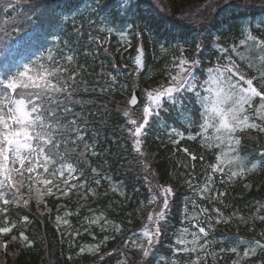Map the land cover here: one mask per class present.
<instances>
[{
	"label": "trees",
	"instance_id": "1",
	"mask_svg": "<svg viewBox=\"0 0 264 264\" xmlns=\"http://www.w3.org/2000/svg\"><path fill=\"white\" fill-rule=\"evenodd\" d=\"M7 2L0 0V73L6 65L28 62L51 49L62 65L77 74L68 105L72 113L64 121L75 118L83 139L70 137L76 142L61 150L68 152V161L86 186L71 189L67 196H45L41 204L33 193L27 209L11 206L8 215L17 222L12 235L23 231L31 243L17 241L7 252L0 249V264H117L125 258L127 264H163L164 260L185 264L188 254H176L172 249L180 229L196 230L185 221V210L188 216L198 211L193 201L208 209L199 216L209 241H213L207 264H232L236 255L220 249L227 250L235 234L247 240L261 239L264 133L248 130L242 134L240 156L248 163L247 171L230 179L228 170L213 174L209 191L202 197L198 187L205 183L217 150L205 147L199 137L187 139L189 133L195 135L198 126L188 128L180 112L165 102L168 111L160 110V117H154L145 130L141 145L145 155L141 156L126 131L128 117L123 112L142 117L145 90L165 82L166 69L179 50L200 61L197 67L202 76L222 56V45L225 49L233 45L243 48L238 43L244 37V26L253 36L264 38V26L254 24L255 18L264 16V0H34L36 7L31 10L25 4L7 8ZM137 4L132 11L124 10ZM28 16H32L31 21ZM138 47L143 48L139 70L135 65ZM66 55H72L73 61L61 60ZM134 89L141 99L130 109L126 101ZM184 106L198 125L200 107L195 99L184 100ZM173 127L184 132V138L172 134ZM185 148L195 160L183 151ZM157 184L170 185L173 195L154 254L145 258L124 241L139 232L149 211L159 210V203L148 204L153 194H159ZM25 215L27 222L21 219ZM97 217L99 223L89 224ZM208 223L211 228H207ZM116 226L121 231L117 232ZM10 239L0 236V240ZM95 245L100 246L98 253L79 252L81 246ZM109 252L112 255H105ZM261 259L264 253L258 251L249 261L257 264Z\"/></svg>",
	"mask_w": 264,
	"mask_h": 264
},
{
	"label": "snow or ice",
	"instance_id": "2",
	"mask_svg": "<svg viewBox=\"0 0 264 264\" xmlns=\"http://www.w3.org/2000/svg\"><path fill=\"white\" fill-rule=\"evenodd\" d=\"M20 4L29 5V10L36 7L34 0H15L14 3L8 0L6 6L15 8ZM133 7H138V4L124 10L132 11ZM27 20L31 21L32 16H28ZM4 22L7 24V17ZM121 35L123 37L124 34ZM52 38L59 42L58 36L53 35ZM239 44L246 47L248 55L241 54L236 45L230 49H220L223 55L218 57L215 65L206 69L203 79L198 74L197 66L200 61L186 56L183 49L179 50L178 54L173 55L166 69L165 82L145 90L146 102L142 107V117L134 118L128 110L123 112V115L128 117L126 131L134 150L141 156L145 155L141 147L142 138L150 121L154 117H160V110L168 111L164 106L165 101L180 112V117L188 128L198 126L199 131L195 135L189 133L187 139L199 137L205 147L218 150L215 152V162L208 165L210 172L206 174L205 183L198 187V193L202 197L209 191L213 174H225L227 168L230 179L233 176H242L247 171L240 156L242 134L248 130L264 133V86L258 87L256 84L257 78L264 82V38L253 36L250 31L245 30V38L241 39ZM199 47L197 44V49ZM252 52L258 55L252 56ZM137 53L135 65L139 70L142 66L143 48L138 47ZM73 59L72 55L61 56V60L69 63ZM244 61H247V69L257 68L259 77L249 76L241 68ZM76 75V72H70L67 66L56 59L51 49L46 55L41 54L28 62L11 67L6 65L5 70L0 73V236L11 237L10 240H0V249L5 252L11 243H31L23 231L12 235L17 222L8 215L11 206L27 209L33 193L36 194L37 204H41L45 202V196H57L58 193L67 196L71 189L86 186V181L77 175V168L68 161V152L61 150L62 146L66 149L69 143L76 142L70 137L83 139L79 122L75 118L64 121V117L72 113V108L68 105L74 95L73 82ZM190 97H194L195 103L200 106L198 125L191 112L185 110L184 100ZM126 103L129 106L137 105V96L133 94ZM170 132L181 138L185 136L184 132L175 127L171 128ZM183 151L188 153L192 160L196 159L187 148ZM145 167H148L146 163ZM95 171L93 169V172ZM78 180L79 184L76 183ZM155 188L159 194H153L148 204L159 203V210L149 211L139 232L131 233L129 239L124 241L125 245H131L145 258L154 254L155 246L164 230L162 222L166 220L169 198L173 195L170 185L157 184ZM217 195L223 196L224 193ZM192 203L198 211L188 216L185 210V221L190 222L196 230L190 232L187 227L180 229L172 251L176 254H188L190 259L185 264H207L206 257L209 255L211 242L208 239L209 232L202 226L199 216L207 214L208 209L199 208L195 201ZM213 211L220 214L219 209ZM21 219L27 222L29 217L25 215ZM207 219L210 221L212 218L208 216ZM259 219L264 221V216ZM59 220L60 217L57 216V221ZM99 220V217L91 219L89 224H97ZM104 223L107 224V220ZM211 227L208 223L207 228ZM116 231H121L119 226H116ZM188 235H191V240L186 238ZM260 235L261 239L239 238L237 246L227 250L220 249V252L235 254L237 259L233 260L232 264H243L244 258L255 256L258 251L264 253V233ZM241 243L247 245L242 255L239 251ZM99 250V245L79 248L80 253H98ZM211 254L215 258V253ZM105 255L110 256L112 253ZM121 255L123 256V253ZM103 258L101 256L100 260ZM117 264H127V259L118 261ZM163 264L169 262L164 260ZM171 264H176V261H171ZM257 264H264V259L259 260Z\"/></svg>",
	"mask_w": 264,
	"mask_h": 264
},
{
	"label": "rangeland",
	"instance_id": "3",
	"mask_svg": "<svg viewBox=\"0 0 264 264\" xmlns=\"http://www.w3.org/2000/svg\"><path fill=\"white\" fill-rule=\"evenodd\" d=\"M254 24H260V25H263L264 26V16H261V17H257V18H255V20H254ZM247 27L248 26H244L243 27V36L244 37H242V39H244L245 38V30H247ZM238 46H240V47H243L241 50H239L240 51V53L241 54H243V55H248V52L246 51V47L245 46H241L239 43H238ZM222 48H224L225 49V47L222 45V47H220L219 48V50L220 49H222ZM221 52V51H220ZM221 54L223 55V53L221 52ZM251 55L252 56H256V55H258V53H256V52H252L251 53ZM237 59H238V57H237ZM246 64H247V61H244V62H242L241 63V68L242 69H244L246 72H247V74L249 75V76H256V77H259V72L257 71V68L256 67H253L252 69H247L246 68ZM209 68V67H208ZM205 71H206V69H205ZM205 71H204V73H203V75L201 76V78L203 79L204 78V75H205ZM256 84H257V86L259 87V86H264V82H261L258 78H257V80H256ZM194 98V97H193ZM195 99V98H194ZM146 102V99H145V101H144V103ZM165 102H167V101H165ZM259 103V101L257 100V104ZM143 107V106H142ZM200 107V106H199ZM199 112H200V110H199ZM257 122H259V121H257ZM199 124V123H198ZM199 131V128L198 129H196V131H195V134L197 133ZM211 130H209V132H210ZM218 151V150H217ZM243 161H244V164L246 165V168H248V163H246L245 162V160L243 159ZM256 166V162L255 163H252L251 165H250V168L251 169H253L254 167ZM227 170V168L225 169V171ZM233 170H237V169H233ZM234 240L232 239V240H230V241H228V247H227V249H230L231 247H234V246H237V241H238V239L239 238H243L244 240H247L244 236H241V235H237V234H235L234 235ZM253 237H251V239H252ZM251 239H249V240H251ZM257 239V238H256ZM189 240H191V238L189 239ZM210 242H212L213 243V241H211V239H210ZM244 247H247V245L246 244H243V243H241L240 245H239V251H240V253H241V255H242V253H243V249H244ZM212 257H213V255H212ZM252 257H254V256H252ZM252 257H247V258H244V260H243V264H253V263H251L249 260L252 258ZM237 259V258H236Z\"/></svg>",
	"mask_w": 264,
	"mask_h": 264
},
{
	"label": "water",
	"instance_id": "4",
	"mask_svg": "<svg viewBox=\"0 0 264 264\" xmlns=\"http://www.w3.org/2000/svg\"><path fill=\"white\" fill-rule=\"evenodd\" d=\"M133 94H135L136 96H137V100H138V103H139V101H140V94H139V91L138 90H133L132 92H131V94H130V96H129V98L133 95ZM137 103V104H138ZM129 106V105H128ZM135 106H137V105H135ZM135 106H129V107H135Z\"/></svg>",
	"mask_w": 264,
	"mask_h": 264
}]
</instances>
